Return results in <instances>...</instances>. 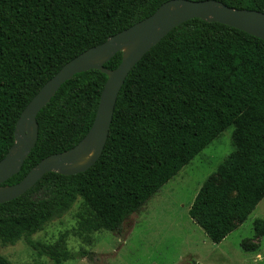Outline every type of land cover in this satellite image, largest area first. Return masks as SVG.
<instances>
[{
    "label": "trees",
    "instance_id": "1",
    "mask_svg": "<svg viewBox=\"0 0 264 264\" xmlns=\"http://www.w3.org/2000/svg\"><path fill=\"white\" fill-rule=\"evenodd\" d=\"M168 1L0 0V161L14 143L22 111L46 82L82 52ZM214 1L264 14V0ZM121 56L104 68L116 69ZM106 80L90 70L60 87L37 115L35 147L3 186L17 184L41 160L71 149L87 134ZM229 126L233 150L202 183L188 211L215 244L264 199V41L222 24L189 20L129 72L106 144L91 168L73 176L48 173L20 197L0 204V244L23 240L51 264L93 261L90 251L67 249L66 233L47 245L32 236L78 200L75 236L91 244L94 233L119 234L128 217ZM253 232L254 239L264 237V219L253 223ZM0 264L11 263L0 254Z\"/></svg>",
    "mask_w": 264,
    "mask_h": 264
},
{
    "label": "rangeland",
    "instance_id": "2",
    "mask_svg": "<svg viewBox=\"0 0 264 264\" xmlns=\"http://www.w3.org/2000/svg\"><path fill=\"white\" fill-rule=\"evenodd\" d=\"M232 133L233 127L229 126L209 143L139 213L124 221L119 234L94 233L91 244L75 236L78 200L67 214L49 223L32 239L53 244L66 233L70 252L84 249L95 255L93 261L75 259L64 264H264V237H253V223L264 219V199L243 224L218 244L211 242L188 214L202 183L232 152ZM253 245L257 246L254 250ZM0 254L11 264H51L47 258L38 257L23 240L13 245L0 244Z\"/></svg>",
    "mask_w": 264,
    "mask_h": 264
},
{
    "label": "water",
    "instance_id": "3",
    "mask_svg": "<svg viewBox=\"0 0 264 264\" xmlns=\"http://www.w3.org/2000/svg\"><path fill=\"white\" fill-rule=\"evenodd\" d=\"M192 19L222 24L264 41V14L261 12L229 8L214 0H170L149 17L82 52L43 85L17 120L14 143L0 161V204L20 197L48 173L73 176L91 168L106 144L116 100L129 72L173 29ZM117 53L122 54L119 66L114 70L105 69L104 65ZM90 70L103 73L107 80L87 134L71 149L41 160L17 184L3 186L20 172L36 145L39 112L65 82Z\"/></svg>",
    "mask_w": 264,
    "mask_h": 264
},
{
    "label": "crops",
    "instance_id": "4",
    "mask_svg": "<svg viewBox=\"0 0 264 264\" xmlns=\"http://www.w3.org/2000/svg\"><path fill=\"white\" fill-rule=\"evenodd\" d=\"M259 205V204H258Z\"/></svg>",
    "mask_w": 264,
    "mask_h": 264
}]
</instances>
